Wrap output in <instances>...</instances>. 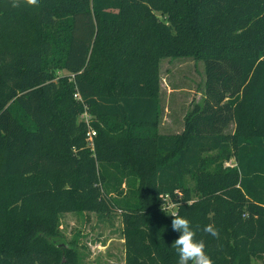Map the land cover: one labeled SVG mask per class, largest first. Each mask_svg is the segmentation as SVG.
Here are the masks:
<instances>
[{
    "label": "trees",
    "instance_id": "1",
    "mask_svg": "<svg viewBox=\"0 0 264 264\" xmlns=\"http://www.w3.org/2000/svg\"><path fill=\"white\" fill-rule=\"evenodd\" d=\"M185 57L204 102L162 134ZM166 196L214 264L264 256V0H0V264H78L61 216L115 212L125 264H178Z\"/></svg>",
    "mask_w": 264,
    "mask_h": 264
},
{
    "label": "rangeland",
    "instance_id": "2",
    "mask_svg": "<svg viewBox=\"0 0 264 264\" xmlns=\"http://www.w3.org/2000/svg\"><path fill=\"white\" fill-rule=\"evenodd\" d=\"M158 16L164 19L160 14ZM160 72V132L181 134L186 115L204 102L205 65L192 57L164 58ZM62 74L66 73H59ZM234 130L232 124L225 132L232 134ZM122 229L119 212L112 215L68 213L61 216L57 239L51 240L56 245L75 250L78 264H125ZM252 263L264 264V256L253 259Z\"/></svg>",
    "mask_w": 264,
    "mask_h": 264
},
{
    "label": "clouds",
    "instance_id": "3",
    "mask_svg": "<svg viewBox=\"0 0 264 264\" xmlns=\"http://www.w3.org/2000/svg\"><path fill=\"white\" fill-rule=\"evenodd\" d=\"M6 2L13 8L39 5V0H6ZM172 207L166 209L162 206V211L173 217L172 229L180 233L172 245L179 256L178 264H214L213 259L205 251V242L196 239V232L192 229L190 221L172 210ZM203 231L219 239V230L214 225H206Z\"/></svg>",
    "mask_w": 264,
    "mask_h": 264
},
{
    "label": "built area",
    "instance_id": "4",
    "mask_svg": "<svg viewBox=\"0 0 264 264\" xmlns=\"http://www.w3.org/2000/svg\"><path fill=\"white\" fill-rule=\"evenodd\" d=\"M88 119H89V117H88L87 114H85V115L82 116V120H86V121H87ZM96 135H97V134H96L95 131H90V132L88 133V141H89L90 145H92L91 147H93V142H94V138L96 137ZM179 195H180V194H179ZM164 199H165V201L167 202L168 208L173 206V204L170 203V198H169V196H166ZM175 209H176V207H175V205H174V207H172V210H175Z\"/></svg>",
    "mask_w": 264,
    "mask_h": 264
}]
</instances>
